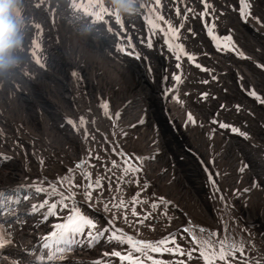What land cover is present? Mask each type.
Wrapping results in <instances>:
<instances>
[{
    "label": "bare ground",
    "instance_id": "6f19581e",
    "mask_svg": "<svg viewBox=\"0 0 264 264\" xmlns=\"http://www.w3.org/2000/svg\"><path fill=\"white\" fill-rule=\"evenodd\" d=\"M14 1H31L29 7H18V5L16 3H13L12 6H11L10 15H11V19L17 25L18 33H21L24 36L29 37V38L34 35L40 41V45L41 46H42L41 38L36 33H34L35 30L37 29V25H38V22H37V11L42 10L43 12H45L47 14L48 13H53L56 10H60V9L65 8L66 6H68V3H69V0H14ZM74 1H93L96 4L97 8H99V6L101 4L104 5L105 8H107V4L109 2L110 3L114 2V0H74ZM140 1L141 0H135V11L133 12V14L138 17L137 18L138 20L144 22L148 26V29L154 28L155 33H156L157 36H160L165 31H167V29L169 28L168 25H171L172 28H177L180 25H185L187 27L190 26V25H193V27L196 28V33L198 34V39H199L200 44L203 47V51L205 53H210L214 48H217L218 46H220L221 43L224 42V40H228V36L224 37V35H225V33L227 31L234 30L237 33L239 41L246 42V43L248 41H250L251 44H253L255 46H258V48L261 51V53H263L262 57L264 56V47L257 45L255 43L256 41L252 40L251 36H250L251 39L249 38V35H248L247 31H248L249 27L251 28V26L247 22H245V20L241 16V11H243V4H244L245 0H208V3H209L210 6L207 9L205 8L204 3H202V0H159V4L158 5H157L156 0H152V1H146V9H147V13L146 14L144 13L143 9H140V13L136 14V12L138 11V5H139ZM250 3H251V13L254 14V11H256V15H261L262 14L261 16H263V18H264V1L263 0H260V1H258V0H250ZM189 9H191V11H189ZM177 10H179V15L177 14ZM202 13H205V14L202 15ZM156 15H157L158 19L160 18V20L163 21V23L167 27V29L159 21H156L154 24H151V20H153ZM250 22L252 24H254L255 26H264L263 23H257L255 20H252V19L250 20ZM40 24H42V23H40ZM44 27L47 30V31L43 32L44 34L49 33L51 36H57L58 35L56 40L55 41L53 40V42H52V48H51L50 53H51V57H52L53 61L59 66L60 70L58 72L51 73L50 75H47V76H41L40 79L38 80V87L37 88H31L29 90H27L26 88L23 89V92L26 93L25 94L26 99H24V102H29V104H25L24 102H22L20 100H11V99H9V103H7V106H8V109H9V116L7 118H8V120L10 122L14 121V120H16L18 118H23L24 121L29 125L28 126L29 132L27 133L28 137H39V136L45 137L46 134H47L48 135V139H49V140H47V142L49 143V145L52 146V148H55L56 150L63 149L64 151L66 150L65 148H67L72 154L74 153L73 155L75 157L80 158L81 157V152H80L79 148L76 146V143H74L72 141V139L70 138L69 134L66 131H62V130H57V132H56L49 126L46 114L44 115L42 113V111H41V106H44V102L42 100V97L48 98L50 100V102L54 106L60 107V109L62 108V110H60V112L62 111V113L63 112L65 113V110H67L68 114H70V112H72V111L74 112L76 110L75 111V113H76V112H78L81 109H88V110L92 111V109L88 108V106L89 107L90 106H94L95 104H103L104 105L105 103H107L108 108L115 109V108L119 107L123 102L128 100L129 98H131V97L135 98L137 95L141 94L140 91H139V88H147L151 99H153L155 101L156 100V97H154L155 96V92H158L159 89H158V86H155V88L154 87L153 88L152 87H147L146 81H145V78H144V74H143V72L141 70H139V69L138 70H133V69L124 68V67L120 68V67L114 65L111 62V60H109L106 57V55L104 53V50L101 47V45L99 43L95 42L94 40H91V39H89L87 37H82L77 32H71V31L68 30L67 27H63L62 28L56 21H54L52 19H48V25L44 24ZM210 29H211V33H212L211 35L209 34ZM253 35L255 36L256 34L254 33ZM152 41H153L152 37L150 36L149 38L146 37V40H144L143 42H144L145 45L153 46V45L156 44V41H157L156 37H155V41L154 42H152ZM260 41L264 42V40H262V39ZM257 42H258V40H257ZM30 45L31 44H29V43L28 44L25 43V45L22 44L23 47H28ZM254 48H257V47H254ZM32 50L33 49L30 47L29 48V52H31ZM42 50L44 52H49L48 50L44 49V47L42 48ZM175 50H177V49H175ZM255 50H254V52H255ZM245 54H247V53H244V55ZM250 54H252V53H250ZM254 55H256V53H254ZM237 56H238V54H237ZM259 56L260 57H258V58L260 59L261 55H259ZM251 57L252 56L250 55V57H248V58H251ZM254 59H256V58H254ZM10 62L15 63V64L19 63L18 61H14L13 59H11ZM232 62H234V61H232ZM244 62H245V60H244ZM252 62H253V60H252ZM255 62H257V61L255 60ZM235 64H236V62H235ZM244 64H246V63H244ZM255 65H256V63H255ZM247 67H248V65H247ZM249 68H246V69L248 70ZM252 68H253V66H252ZM258 68H256V70ZM203 69H206V70H202V68H201V70L204 73L203 77L205 78L206 77L205 76V72L207 71V67H203ZM234 69H237V68L234 67ZM252 70H253V72H248L250 75H253V74L256 73L254 68ZM262 70H264V69H262ZM220 71H222V70H220ZM237 72L240 73L241 75H243L244 70L242 68H240L239 70H237ZM73 73H75V75H73ZM244 73H246V72H244ZM263 73H264V71H263ZM256 74H258V73H256ZM250 75L248 77H250ZM234 78H237V77L230 76V79L229 78L228 79L229 80H234ZM83 81H87L88 82V85L84 88V90H86L87 92H84V91L81 92V90L83 88ZM237 81H238V79H237ZM247 82H249V80ZM258 82H259V79L256 78L255 83L258 84ZM224 83H225V81H224ZM226 83H230V82H226ZM262 83H264V80L260 84H262ZM194 85H196L199 88L200 93H202V94L207 93V96H208V92L206 91V86L203 83H198V84H194ZM250 85H251V83H250ZM241 86H243V85H241ZM255 87L256 86H252L251 85L249 87V89L254 88L256 90ZM261 87H263V86H261ZM241 88H243V87H241ZM258 88H260V86H258ZM227 89H229L230 92H228V93L222 92L223 96L225 98H227V97L230 98V95L236 93L235 88L231 89V88L227 87ZM241 91H242V89H241ZM256 92H257V90H256ZM247 94H248V92H247ZM259 95H261V94H259ZM32 96H35L36 101L35 100L29 101V100L32 99ZM88 96L90 98H92V99L87 98ZM207 96H204V97L206 98ZM240 99H241V97H240ZM238 100L236 98H234L232 100L233 104L237 105ZM251 100H252V98H251ZM257 100L258 99H256V101ZM258 101L260 102V100H258ZM141 103H142L141 97L140 98H135V100L132 102V104L130 106V114L132 116L127 117V120L134 119V118L136 119L137 118V116L139 114V109H140ZM252 104L253 103L251 102L248 107H252ZM259 104H261V102ZM97 106L98 105H96V107ZM46 110L49 113L51 112L50 109H48V108H46ZM244 110H247L246 107H245ZM252 112H254V111H251V114H252ZM260 112H255L257 114V116H258V117H255L257 119L251 118L253 115H255V113H254L251 117H242L241 116V118H239L237 120L239 121L241 119L244 124H248L249 129H247V130H250L251 134L253 135L254 134V129H255L254 126L255 125L253 126L252 124H255V122L259 121L258 120L259 118H261L260 121H259L260 122L259 123L260 126L264 127V115H262ZM263 113H264V111H263ZM193 114H195V113H193ZM251 114L249 113L247 116H249ZM157 115L158 116L160 115L158 111H157ZM234 116H236L235 118H237V116H239V115L235 114ZM198 118H196V119H198ZM85 119H87V118H85ZM96 119L98 121V117H96ZM185 119H187V117ZM198 120L199 121H196V124L184 126L182 132H180V136H181L182 140L187 142L186 144L191 143V145L194 147V149L195 148L196 149H200L201 150L200 152L203 151L204 153H206L205 156L203 155V157H205L206 159L210 160L212 158L211 161H208V160L205 161L206 159L203 160V161L206 162L207 166L210 167V169H211L212 166H215L217 168L219 167L221 172H222V170L225 171L226 169H228V172H229V168H231V167L234 168L233 166L239 165V162L236 160L237 158L236 159H234L235 157L233 158V152L235 150H238V151L241 150L240 144H244L245 136L240 135V137L241 136L242 137L239 138L236 135L237 140L235 139L236 137L234 139L231 137L232 139L229 140L230 146H228V144L225 145L224 144L225 140H223L224 137L222 138L218 134L217 131H215L216 134H213L211 129H209L208 126L204 122L201 121L203 119H201V120L198 119ZM76 121H77V123L80 121L79 115H77ZM176 121H177L178 127H179L180 126V120L178 118H176ZM85 123H87L88 125L90 124V123H88V121L85 122ZM80 125H81V123H80ZM199 125H203V126H205L208 129L206 134H208V136H209V142H210L209 146L213 150V154L207 153L203 147L198 146L196 144V142H193V141H191L189 139V137H190V135H189L190 134V129L192 128V126L195 127L196 133H197ZM12 126H13V129L16 132L23 133V128L20 125L12 124ZM82 126H83V123H82ZM244 126H246V125H244ZM244 126H242L243 128H241V127H239L238 125L235 124L232 128H237V129L240 130V132L247 133V138H248V134H250V132L248 133L244 129ZM90 127H91V124H90ZM144 127L146 128L148 126L145 125ZM261 127L260 128L258 127V129L260 131H262ZM77 130H79V132H76V134L80 133V135H81L82 134V131H81L82 129L78 128ZM142 130H143V128L141 126L138 131H142ZM231 132H233L232 129H231ZM255 132H257V131H255ZM233 133H235V132H233ZM76 134H74V135H76ZM258 134H260V132H258ZM162 135H163V142H164V145H165V148H166L167 152L169 151V145H171V146H179L177 144V142H176V136L173 133L168 132V133H163ZM178 135H179V133H178ZM250 135H249V137H250ZM76 137H77V135H76ZM228 138H230V135H229ZM217 139H220L222 141L221 142L220 141L217 142ZM226 140H227V138H226ZM253 140L255 141V143L256 142L259 143L260 141H264V139H262L261 136H260V138H258L255 135L253 136ZM257 140H259V141H257ZM129 143H130V145H133L134 144V139L131 138ZM258 143H256V144H258ZM263 144H264V142H263ZM247 145H249V144H247ZM180 147L181 148L179 150L173 152V155L183 156L184 160H182V164L176 163V159H171V157H173V156L172 155L169 156L167 154L161 155V156L158 157V159L156 161H153V165H161V166H167V165H169V162L176 163L174 166H170V168L161 175V180L170 177L172 174L175 175V179L173 180V183L171 185L170 190L167 188L165 182L157 181L158 186L160 188H163L165 191L164 190H160V189H154V191L158 195H160V197L168 198V199H171L172 201L178 202V205L181 208L191 207L192 204L197 206L200 209V215H201L200 217H201V219L203 217L205 219V221L211 222L213 220V218H214L213 217L214 216V212L212 211V209L208 205L204 204L202 199L196 194V193H202V191H203L202 188L208 190V185L209 184H207V180H205V176L204 175H203V177H201V176L200 177L199 176L196 177V174L193 173V172H195V170H192L191 164L187 161L188 158H189L187 153L182 151V146H180ZM259 147H261V146H258V148ZM262 151H264V150H262ZM243 152H244V156L248 155L249 159L253 158L251 160V162H253L255 160V165H253V163L252 164L250 163L252 165V168L251 169L249 168L250 170L247 173L244 171L245 174L240 173V175L237 177V179L234 178V177H230V178H226V179H229V180L221 181L222 185H220V186L222 188L225 187V186H227V187L238 186L239 184L240 185L242 184V185L246 186L249 183V181L251 180L250 177H249V176H251V174L253 175V174H256V173L259 174V173H263L264 172V170H263L264 169V160L262 159L263 160L262 161L260 159L259 153H257L254 150L250 149L249 146L245 147ZM249 154H250V156H249ZM236 156H237V154H236ZM240 158H241V160H243L242 157H240ZM68 159H70V158H68ZM66 162H68V161H66ZM73 162H75V161H73ZM248 162H250V161L248 160ZM239 166H238V168H239ZM257 166H261L262 169L258 168ZM242 167H240V168H242ZM235 169H232V170L234 171ZM177 170L184 171L185 175L181 176L182 174L180 175L177 172ZM19 171H20V164L19 163H16V165L7 166V167H5L3 169L0 168V186L10 187V186L14 185L15 183H17L18 180L15 179V178L18 177ZM213 171L214 170H212V172ZM242 171L243 170H241V172ZM43 172H46V171H43ZM216 172L217 171H215L214 174L211 176L214 180L217 177L216 176L217 174L215 175ZM149 173L151 175H155L153 171H150ZM231 173H232V171H231ZM236 173L237 172L235 171V174ZM222 175H224V174L222 173ZM122 178L123 177H121V179ZM209 178H210V176H209ZM261 178H263V177H261ZM252 179L255 180V178H252ZM257 180H259V179L257 178ZM205 181H206V185H205ZM94 182H93V184H94ZM252 182L249 183V184H251V186H253ZM208 183H210V182H208ZM217 183H218V181H217ZM217 183L215 185H217ZM257 184H258V182H257ZM259 184H260V182H259ZM212 185H213V183H212ZM209 187H212V186L210 185ZM227 187H226V189L228 191H226L225 195H226V197H227V199L229 201V205L232 206V207L238 208L240 214L242 216H244V215L248 216L250 221L253 220V221L259 222L260 228L263 231L264 230V184H263V187H261V188H257L256 189V187H254V188L252 187L251 188L252 192H250V193H248V194H246L245 196H242V197H237L236 196V193H237L236 190L235 189H228ZM241 187L242 186H240L239 188H241ZM244 188L245 187H243V189ZM140 190H141V188H140ZM103 191H104L103 187H97V192L102 193ZM169 191L173 195H170L168 193ZM43 193H48V192H46V191L39 192L37 196H35V194H34V197L35 198L39 197V199H37L39 202L43 201L45 198L48 197V194L46 195V194H43ZM153 194H154V192H153ZM219 194H220V192H219ZM261 195H262V200H261L262 202L260 203L258 198H260ZM150 198H151V195L147 199V202H151ZM156 198H158V196H156ZM84 200L88 204H90V201L88 199H84ZM153 204H156V207L158 208V205H159L158 203L152 202V205ZM84 206H85V203H83L82 206H80V205L78 206L77 204L75 205V207L78 210H80V211H82ZM165 207H166V205H165ZM175 207H176V205H175ZM168 210L171 211L170 209H168ZM235 210L238 211L237 209H235ZM230 211H232V210H230ZM174 212L175 211H173V213ZM149 213H148V215H149ZM155 214H156V212H152L151 223H144V221L139 216H136V218L124 219L125 216L123 215V217H121V220H122V223H124V226H122L119 229V230H121L119 232H116V230H112V227L110 225H108V224L100 225L99 222H93V224L95 225V228H90V227L87 226V228L84 231L85 232L84 236H87V234L89 232H91L92 234H96V235H97V233H101L102 232V235H97V236L103 241L107 240V238L109 236L111 242L123 241V240H126L128 238L133 237L136 234L138 236H141V237H144V238L154 237L156 232H158L159 229H160V228H158V225H159L160 221H158L157 222L158 224H155L154 230H149L150 227L153 226L152 222H153V218H154L153 216H155ZM232 215H233V213H232ZM237 215H238V213H237ZM156 216L160 217L159 214H156ZM181 217L182 216H180L179 218L181 219ZM230 217H231V215H230ZM41 218H42V215H40V219ZM235 219H236V217H235ZM140 221H142V223ZM230 222H232V221H230ZM243 224H244V221H243ZM197 225H199V224H197ZM234 225H233V227H234ZM24 226L25 227H29V224L26 223V224H24ZM30 226H31V229L34 232H36V233H39V230H40L39 226L44 227V225L42 223H40L39 226L36 223L35 224L32 223V224H30ZM188 226H190V224ZM191 226H192V224H191ZM195 227H196V229H198L199 226L197 227L195 225ZM247 229L250 230V228H247ZM170 230H173V229H170ZM33 231H29V232H33ZM191 231L196 232V231H194L192 229H191ZM211 231H213V230H211ZM257 231H259V230H257ZM114 232H115V235L117 237H122L123 239H119V238L113 239L112 236H113ZM175 232H176L177 236H180V234H181L180 232H177V231H175ZM218 232H220V231H218ZM196 234L197 233H195V235ZM186 235H188V234H186ZM186 235H184V236H186ZM191 235H193V234H190V236ZM205 235H204V237H205ZM252 235H255L256 237H258L256 242L258 241L259 242L258 244H261L260 247L264 248V234L260 233V232H254ZM66 236H67L66 237L67 240H68L69 236L74 237L73 235H68V234ZM200 237L197 236V238H200ZM227 237H228V235H227ZM241 237H242V235H241ZM180 238H182V236H180ZM186 238H187V236H186ZM186 238H185V240L187 241ZM202 238H203V236H202ZM161 240H165V239L162 238V237H156L154 239H151L149 242H151V244L153 246H157L158 243ZM201 240L202 239H200V241ZM229 240H231V239H229ZM239 240H241V239H239ZM247 241H249V240H247ZM161 246L162 245H159V247H161ZM248 246H249V244H248ZM184 247H186V245H184ZM79 248L80 249H76V250L73 251V256L76 257L78 255H80V256L98 255L99 253L106 251L103 248H94L91 251H86V250H88V247L84 246V245L79 246ZM186 250H188V249H186ZM246 252H248V251H246ZM254 252H255V254L264 255V249L263 250H261V249L255 250ZM119 253H120V257H127L128 256V254L125 253L124 251H121ZM199 254H200V252H199ZM260 257H262V256H260ZM135 258H138V259H135V261L131 262V264H148V261L143 260L140 257H135ZM162 259L165 260L168 263L173 262L175 260L174 257H168V256H164V257H162ZM203 261L205 262V259ZM230 261H231V259H230ZM233 261H235V260H233ZM233 261H232V263H233ZM106 262L107 261H104V264H106ZM263 263H264V259L261 258L260 264H263Z\"/></svg>",
    "mask_w": 264,
    "mask_h": 264
},
{
    "label": "rangeland",
    "instance_id": "374dc122",
    "mask_svg": "<svg viewBox=\"0 0 264 264\" xmlns=\"http://www.w3.org/2000/svg\"><path fill=\"white\" fill-rule=\"evenodd\" d=\"M262 15V14H261ZM261 15H256V13H255V15H254V17H259L260 18V20L261 21H264L263 19V16H261ZM252 16H253V14H252ZM262 18V19H261ZM264 24V23H263ZM189 29H191V31H193V29H195V27H193V25H190L189 26V28H185L184 30H186V31H190ZM252 32V33H251ZM249 31V38H250V36H251V38H252V40L253 41H256L255 43L257 44V45H259V46H263L264 47V42H261L260 40L261 39H264V37L263 36H258V35H262V33L261 32H258L257 30H255L254 32L253 31ZM256 34L255 36L253 35V34ZM164 36V40H166L167 42L168 41H170V39L172 40L173 39V37L172 36H170V35H168V34H166V35H163ZM188 38V37H187ZM186 38V39H187ZM250 38V39H251ZM255 38V39H254ZM257 40H258V42H257ZM261 43H260V42ZM187 42H188V44H186L185 46H183L182 48H183V52H181V54H182V56L183 57H188V55H185V53H187V54H189V55H192L193 57H195V62H194V64H199V65H205V66H211V65H214L217 69H218V71H219V73H220V78H221V82L220 83H222L221 85L222 86H224V89H225V91H226V93H228V92H230V90L229 89H227V87L228 88H235V90H236V93L235 94H232V95H230V98H225L224 96H223V93H222V91L221 92H218L217 91V89H216V87L218 88V84L217 83H215V87L214 86H212V84H208V85H205L206 86V88L209 90V92H210V95L212 96L211 98H202V100L201 101H199V103H198V105H197V108H196V110L195 109H191V110H189V108H187V110H189V111H191V114L193 115V117L195 118V120L196 121H199L198 119H203V120H209L210 118H211V116H212V114L215 112V111H217V113H219V114H221L222 115V122L224 123V124H227V125H229L230 127H227V128H225V129H227V130H231L232 129V127L236 124V125H238L239 127H241V128H243L242 126H244V125H246V126H244V129L249 133L250 132V130H247V129H249V127H248V124H244L243 122H242V120L240 121H238L237 119H239V118H241V116L242 117H251L255 112H260L262 115H264V113H263V111H264V103H262L261 102V104H259L260 102L257 100L256 101V99L254 98V97H252V96H250L249 94H247V91L246 90H248L249 89V87L252 85V86H256L255 88H256V90H257V93L258 94H261L260 95V97H261V100H264L263 98V96H264V83H262V84H260L263 80H264V73H263V71L264 70H262V69H264V67H259L258 65H264V56L262 57V55H263V53H261V51L259 50V48H258V46H255V45H253V44H251L250 43V41H248L247 43L246 42H242V41H237L236 43H237V46H239L238 47V49H239V51L237 52V51H235V53H237L238 54V56H237V54H236V56L235 55H224V54H219V53H217V56H218V58L220 59V60H223L225 63L224 64H220V63H214V60L212 59V58H207V57H205V56H201V55H199V54H202L204 51H203V47H202V45L200 44V42H199V39L197 40V39H195V38H193V37H190L188 40H187ZM250 43V44H249ZM263 43V44H262ZM241 44V45H240ZM243 44V45H242ZM248 44V45H247ZM261 44V45H260ZM252 45V46H251ZM242 46V47H241ZM251 46V47H250ZM254 47H257V48H254ZM164 48V47H163ZM243 48V49H242ZM251 48V49H250ZM253 48V49H252ZM165 49V48H164ZM256 49V50H255ZM160 50H163L162 49V47H160ZM166 50V49H165ZM244 50V51H243ZM247 52H246V51ZM252 50V51H251ZM254 50H255V52H254ZM201 52V53H200ZM256 53V55H254V53ZM239 53H247V54H245V55H240ZM250 53H252V54H250ZM260 53V54H259ZM224 55V56H223ZM250 55L252 56L251 58H248V57H250ZM259 55H261V58L259 59L258 57H260ZM153 55H149V58H151ZM232 57V58H231ZM244 57H247V58H244ZM254 58H256V59H254ZM231 59V60H230ZM263 59V60H262ZM244 60H245V62H244ZM250 60V61H249ZM252 60H253V62H252ZM255 60L257 61V62H255ZM259 60V61H258ZM232 61H234V62H232ZM227 62V63H226ZM231 62V63H230ZM235 62H236V64H235ZM242 62V63H241ZM251 62V63H250ZM263 62V63H262ZM240 63V64H239ZM244 63H246L247 65H248V67H247V65L246 64H244ZM254 63V64H253ZM255 63H256V65H255ZM251 64V65H250ZM227 65V66H226ZM241 67H240V66ZM243 65V66H242ZM255 65V66H254ZM222 66V67H221ZM224 66V67H223ZM235 68H237V69H234V67ZM251 66V67H250ZM252 66H253V68L255 69V72L256 73H258V74H253V75H250L248 72H253V68H252ZM183 67H187V65H186V63L183 61ZM229 67V68H228ZM250 67V68H249ZM259 67V68H258ZM223 68V69H222ZM228 68V69H227ZM231 68V69H230ZM240 68H242L243 70H244V72H246V73H244L243 72V75H241L240 73H238L237 72V70H239ZM246 68H249L248 70L246 69ZM256 68H258L257 70H256ZM160 70H162V69H160ZM220 70H222V71H220ZM232 70V71H231ZM235 70V71H234ZM260 72H259V71ZM59 70H57V71H55V72H58ZM227 71V72H226ZM230 71V72H229ZM157 72V71H156ZM156 72L154 73V75L156 76ZM223 72V73H222ZM235 72V73H234ZM230 75V76H232V77H237V78H234V80H229L230 79V76L228 75V74ZM165 74V73H164ZM226 74V75H225ZM239 74V75H238ZM245 74V75H244ZM260 74V75H259ZM238 75V76H237ZM250 75V77H248ZM262 75V76H261ZM224 77V78H223ZM253 79H252V78ZM229 78V79H228ZM250 78V79H249ZM256 78H258L259 79V82H258V84H256L255 83V80H256ZM225 79V80H224ZM237 79H238V81H237ZM228 80V81H227ZM249 80V82H247ZM146 81V80H145ZM224 81H225V83H224ZM245 81H246V83H245ZM226 82H230V83H226ZM156 83H159V76H158V80L156 81V82H153L152 83V85H155ZM249 83V84H248ZM250 83H251V85H250ZM253 83V84H252ZM230 84V85H229ZM246 84V85H245ZM241 85H243V86H241ZM250 85V86H249ZM247 86V87H246ZM258 86H260V88H258ZM261 86H263V87H261ZM148 87V86H147ZM238 87H243V88H238ZM238 88V89H237ZM245 88V89H244ZM258 88V89H257ZM140 89V88H139ZM142 89H147V88H142ZM241 89H242V91H241ZM260 89V90H259ZM187 90H193V91H196L197 89L195 88V87H187ZM239 90V91H238ZM245 90V91H244ZM82 91H84V92H87L86 90H81V92ZM260 91V92H259ZM246 92V93H245ZM239 93V94H238ZM153 95V94H152ZM263 95V96H262ZM154 97H156L157 99H158V101H159V98H158V93L157 92H155V96ZM240 97H241V99H240ZM87 98H90L89 96L87 97ZM160 98H162L161 96H160ZM234 98H236L237 100H238V103H237V105H234L233 104V102H232V100L234 99ZM251 98H252V100H251ZM90 99H92V98H90ZM42 100H43V102H44V106H41L42 107V109L43 110H46V108H48V109H50V113H45L46 114V117H47V119H48V124L50 125L51 124V121H53V120H57V117L58 116H60L61 115V113H62V111L60 112V110H62V108L60 109V107H56V106H54L50 101H49V99L48 98H46V97H42ZM152 100V99H151ZM247 102H246V101ZM158 101H157V107H159V105H160V101H159V104H158ZM180 101V100H179ZM221 101V102H220ZM244 103H243V102ZM249 101V102H248ZM177 102H178V100H177ZM253 103L252 104V107H248L249 105H250V103ZM257 102V103H256ZM25 104H29L28 102H24ZM179 104H180V102H178ZM246 103V104H245ZM224 104V107L223 108H220V106L219 105H223ZM258 104V105H257ZM98 106L96 107V105H94V106H88V108H90V109H92V111H90V110H88V109H81V110H79L78 112H76L75 113V111L73 112V113H71V114H69L68 116H72L71 117V119L73 120H69V121H67V123H66V126L67 127H69L70 128V130H69V133H70V136H71V139H72V141L74 142V143H76V146L79 148V150H80V152H81V159L79 160L78 159V162L77 163H79L80 164V162L81 161H83L84 163H88L89 161H93V159H92V157H91V154H89L90 152H89V149H91V146L92 145H88L86 142L87 141H85V139L84 138H82L81 137V135H80V133H78V134H76V132H79V130H77L78 128H81L82 130L81 131H85L84 132V135H86L85 133H87L88 132V130L91 132V133H93L94 131H93V129H91L92 127L94 128V124L96 123L97 124V120H96V116L94 117V115L95 114H97L98 116H100V110H99V104H97ZM207 105H209L210 106V108H214L213 109V112H210V113H208V112H205L204 113V111H205V107L207 106ZM241 105V106H240ZM237 106H239V108H237ZM94 107V108H93ZM181 107H182V105H181ZM245 107H246V109L247 110H244L245 109ZM144 108V107H143ZM260 109V110H259ZM95 110V111H94ZM160 111H161V113L163 114V110L162 109H160ZM251 111H254V112H252V114H251ZM65 112H68L67 110H65ZM245 112V113H244ZM64 113V112H63ZM190 113V112H189ZM193 113H195V114H193ZM251 114V115H249V116H247L248 114ZM74 114V115H73ZM82 114V115H81ZM235 114H237V115H239V116H237V118H235L236 116H234ZM244 114V115H243ZM67 115V114H66ZM76 115V116H75ZM77 115H79V117H80V120H81V118H83V121H84V123H83V126H82V123H81V125H80V121L77 123V121H76V118H77ZM101 118H102V120H103V128L102 127H100L99 128V131H98V138H100V139H106V140H109L110 142H114L113 141V136L111 135V130H110V126H111V121H110V118H109V116L108 115H106V114H104L103 112H101ZM200 115V116H199ZM143 116V117H142ZM149 116H150V113H149ZM188 116V115H187ZM186 116V117H187ZM254 116V117H253ZM251 118H255V117H258L257 116V114L255 113V115H253ZM146 117V115H145V112H143V111H140L139 112V114H138V117H137V120L136 121H142L143 122V120H144V118ZM148 117V116H147ZM199 117V118H198ZM201 117V118H200ZM85 118H87V119H85ZM95 118V119H94ZM151 118V117H150ZM155 118V116L154 117H152V119H150V121L152 122V123H155V122H157V125L158 124H160L161 125V123H162V121H161V123H160V121L159 120H157V121H155L156 119H154ZM196 118H198V119H196ZM90 119V120H89ZM154 119V120H153ZM247 119V118H246ZM255 119H257V118H255ZM260 119L261 118H259L258 120L260 121ZM88 121V123H90L91 124V127H90V124L88 125L87 123H85V122H87ZM94 120V121H93ZM96 120V121H95ZM185 120H187V119H185ZM72 121V122H71ZM259 121H257V122H255V124H252L253 126H254V134L252 135L251 134V132H250V134H248V138H244V144H240V148H241V150L243 149H245V147H248L249 146V148L250 149H252V150H254V149H256V148H258V146H261V147H259L258 149H256V150H258V153H259V156H260V159L262 160H264V151H262V150H264L263 148H264V144H263V142L264 141H260L259 143L258 142H256V143H258V144H256L255 143V141L253 140V136L255 135L256 137H258V138H260V136H261V138L262 139H264V127H261L260 126V122ZM75 122V123H74ZM92 122V123H91ZM141 122V123H142ZM164 123H165V125H166V123L168 124V126L169 127H173V128H175L174 127V125L173 124H171V123H168L167 121H163ZM187 122H188V120H187ZM237 122V123H236ZM245 122V121H244ZM69 123V124H68ZM71 123V124H70ZM73 123V124H72ZM239 123V124H238ZM75 124V125H74ZM78 124V125H77ZM170 124V125H169ZM241 124V125H240ZM72 125V126H71ZM88 125V126H87ZM258 125V126H257ZM99 126V125H98ZM124 126V125H123ZM201 126V127H200ZM55 127V130L58 128L57 126H54ZM73 127V128H72ZM75 127V128H74ZM78 127V128H77ZM124 127H126V126H124ZM171 127V128H172ZM258 127L260 128L261 127V130L262 131H260L259 129H258ZM77 128V129H76ZM129 128V127H128ZM75 132H74V131ZM8 131H12V129L8 126ZM87 131V132H86ZM93 131V132H92ZM207 131H208V129L205 127V126H203V125H199V127H198V131H197V133H196V129H195V127H193L192 126V128L190 129V137H189V139L191 140V141H193V142H196V144L198 145V146H200V147H203L204 149H205V151L207 152V153H211V154H213V150L211 149V147L209 146V144H210V142H209V136H208V134H206L207 133ZM255 131H257V132H255ZM214 134H216L215 133V131H212ZM258 132H260V134H258ZM187 133V132H186ZM256 133V134H255ZM74 134H76L77 135V137H76V135H74ZM80 135V136H79ZM109 135V136H108ZM236 135H237V137H239V138H241L240 137V135L239 134H235V133H233V132H231L230 133V138H227V140H226V138H223L224 140H225V145L226 144H228V146H230V142H229V140H231L232 138L234 139L235 137H236ZM249 135H250V137H249ZM260 135V136H259ZM22 136H24V135H22ZM25 137V136H24ZM75 139H74V138ZM232 137V138H231ZM237 137L235 138L236 140H237ZM26 138V137H25ZM129 138H131V137H128L127 138V140H129ZM28 139V138H27ZM77 139V140H76ZM250 139V140H249ZM29 140V139H28ZM33 140V142H31V143H33L35 146H36V149H37V151L35 152V153H33V152H28V153H26V154H28L30 157H37V159H38V157H41V155L43 154V153H45L46 154V156L45 157H43L44 159H46V160H48V161H46L48 164H50L51 162H54V163H60V162H62V161H68L67 163L69 164V162L71 163V161H72V163H76V161L75 162H73V160H70L71 159V157L72 158H74L75 156L67 149V148H65L66 150L64 151L63 149H59V150H56V149H49V148H47L46 146H45V141H43L42 139H40V138H33L32 139ZM247 140V141H246ZM2 141L3 142H5V140L2 138ZM221 142L222 140H220V139H217V142ZM249 141V142H248ZM257 141H259V140H257ZM20 142H22V141H20ZM224 142V141H223ZM229 142V143H228ZM252 142V143H251ZM30 143V144H31ZM249 144V145H247V144ZM261 144V145H260ZM244 145V146H243ZM23 146H27V142H22V143H20L19 144V146H18V151L20 152L21 151V149L20 148H22ZM87 146V147H86ZM126 147V143H123V148H124V150L125 151H129V148H125ZM253 147V148H252ZM0 149L2 150V151H4V146H0ZM8 149V148H7ZM195 150L196 151H198V152H200L201 150L200 149H196L195 148ZM241 150H235L234 152H233V158L234 159H236L238 162H239V165H237V166H233L234 168H229V172H228V169H226L225 171H223L222 170V172H221V170L219 169V167L217 168V167H215V166H212L211 167V169H209V172H207L206 173V175L208 176H206L207 178H209V173L211 174V176L213 175V173H212V170H215V171H217L216 173H215V175L220 179H218L217 177L215 178V181H216V183H217V181H218V183H217V185L219 186H217V185H212V182L211 183H208V180H207V184H209L208 185V190L207 189H204V188H202V193H196L201 199H202V201L204 202V204H206V205H208L211 209H212V211L214 212V219L211 221V222H208V221H205V219L202 217V219H201V215H200V209L197 207V206H195V205H191V207H187V208H181L180 209V207H179V205H178V202H176V201H173L172 202V200L171 199H168V198H165V201H168V202H171V203H165V205H166V207H165V214H163L164 215V217L165 216H176L177 214H179V216L181 215V216H183V215H185L186 216V218H187V221H186V227L185 228H187L188 229V233L187 232H183L182 234H181V236H182V238H180V239H177L176 240V244L177 245H180L181 246V248L184 250H186V249H193V248H195L196 247V245H195V243H193L192 241H190L189 239H190V237L192 236H190V234H193V235H195V233H197L195 236L197 237H200V238H197L198 240H200V239H202L201 240V242H202V244L206 241V239H208L209 238V236L212 234V233H215V232H218V231H220V232H223V230L224 229H227V235H228V239H232V237H235V238H238V240L239 239H241L240 241H242V242H244L245 243V251H248V253H249V258H251V257H259V258H263L264 259V255H261V254H255V250L257 249V250H259V249H261V244H258L259 242L257 241L256 242V240H257V238L258 237H256L255 235H252L254 232H260V233H262L261 231V228L260 227H258V230L259 231H257L256 230V228L254 227V224L256 223L258 226H260V224H259V222H256V221H253V220H249V218H248V216H245L244 215V217L243 218H245V221H244V219L243 218H241L240 216H239V213L235 210V209H237L238 210V208H235V207H232V206H230L229 205V201H228V199H227V197H226V195H225V193H226V191H228L227 189H226V187L227 186H225V187H221L220 185H222L221 183V181H223V180H229V179H226V178H230V177H234V178H236L237 179V177L240 175V173H242V174H245V172H246V170H250L251 169V164H250V162H248V160H249V157L247 158V156L245 155L244 156V152H243V150L241 151ZM13 152H14V149L12 150ZM12 151H10V152H12ZM109 151V150H108ZM241 151V152H240ZM89 152V153H88ZM239 152V153H238ZM85 153V154H84ZM105 153H106V151H105ZM146 153H147V151H146ZM202 153V155H206V153H204L203 151L201 152ZM242 153V154H241ZM18 154V153H17ZM26 154H25V156H26ZM164 154H165V152H164ZM163 154V155H164ZM167 154V153H166ZM171 154H172V151H171ZM236 154H237V156H236ZM261 154V155H260ZM7 155V154H6ZM167 155H169V152H168V154ZM235 155V156H234ZM250 155V154H249ZM69 156V157H68ZM89 156V157H88ZM170 156V155H169ZM262 156V157H261ZM134 157V156H133ZM195 157L198 159V156H196L195 155ZM240 157H242V159L243 160H241V158ZM245 159H244V158ZM68 158H70V159H68ZM135 158V157H134ZM142 158H144V156H142ZM75 159V158H74ZM77 159V158H76ZM171 159H173L172 157H171ZM204 160L206 159L205 157L203 158ZM39 160V159H38ZM70 160V161H69ZM132 160H134V159H132ZM208 159H206L205 161H207ZM212 160V158L210 159V160H208V161H211ZM214 160V159H213ZM247 160V161H246ZM262 160V161H263ZM131 160H129L128 162H130ZM202 161V160H201ZM205 161H202V162H200V165H202V166H205V164H206V162ZM214 162V161H213ZM229 162V161H228ZM34 162H31L29 165L30 166H32V164H33ZM170 163V162H169ZM245 165H243V164ZM207 165V164H206ZM247 165V166H246ZM238 166H239V168H238ZM243 166V167H242ZM250 166V167H249ZM32 167H34V166H32ZM116 167H118L117 165H116ZM240 167H242V168H240ZM258 168H261V166H257ZM236 168V169H235ZM250 168V169H249ZM232 169H235L234 171L232 170ZM262 169V168H261ZM59 170V168H51V167H49L48 168V171H50L51 173V175H56V171H58ZM192 170H194V169H192ZM241 170H243L242 172H241ZM264 170V169H263ZM211 171V172H210ZM231 171H232V173H231ZM235 171L237 172L236 174H235ZM245 171V172H244ZM177 172L181 175V176H183V175H185V172L184 171H181L180 172V170H177ZM197 172V173H196ZM244 172V173H243ZM194 174H196V177H203V175H204V173L202 174V172H200V171H195V172H193ZM222 173L224 174V175H222ZM228 174V175H227ZM257 175H259V177L261 178V177H263V175H261V174H258L257 173ZM222 176V177H221ZM253 176V177H252ZM121 177H123L122 179L124 180V179H127L128 178V176L127 175H125L124 173H122V175H121ZM121 177L119 178L120 179V182H122L123 180L121 179ZM250 177V181H249V183H251L252 181H256V182H258V184H257V186H256V189L257 188H261V183L259 184V182H260V179L258 178V177H256V175H252L251 174V176H249ZM255 178V180L254 179H252V178ZM257 178L259 179V180H257ZM142 179L144 180V181H146L148 184H146V185H144L143 184V186L142 187H140V185L138 186H135L134 187V191H135V193L137 192V188H141V190L139 189V193H142V195L143 196H145V193H149L150 191L152 192H150L149 193V196L151 195V197H155L156 198V196H158V198H160V195H158V194H156L155 195V191L153 190V189H151V181H149L147 178H146V176L144 175L143 177H142ZM218 179V180H217ZM222 179V180H221ZM263 179V178H262ZM122 180V181H121ZM137 181L136 183H139V184H141V182H140V178H137V179H132V180H130V181ZM206 180V179H205ZM215 183V184H216ZM249 183L245 186V185H238V186H232V187H227L228 189H235L236 190V192H240L241 190H242V188L243 187H245L246 189H250L249 191H244L245 190V188L239 193V194H243V192L245 193H250V192H252V187L249 185ZM149 185V186H148ZM205 185H206V181H205ZM212 186V187H209V186ZM144 186H146V187H144ZM224 186V185H223ZM240 186H242L241 188H239ZM250 186V187H249ZM143 188V189H142ZM217 188L219 189V192H220V194H219V192H217L216 190H217ZM254 188V187H253ZM146 190V191H145ZM199 190V189H198ZM210 190V191H209ZM153 192H154V194H153ZM209 192V193H208ZM125 193H126V191H125ZM138 193V194H139ZM133 195V194H132ZM170 195H173V194H171L170 193ZM135 196V195H134ZM134 196H133V199H132V203L129 205L128 203L127 204H124V206L123 207H119V208H117L116 207V204L117 203H114V206H112V204H113V202H111L110 201V199H109V197H108V199L106 198V196L104 195L102 198H101V200H103V202H104V205H106V207H107V211H106V214H107V216L109 217V218H111V219H114L116 216H119L120 217V215H124L125 217H127V218H136V215H133V210L136 212V213H138L139 215V217L144 221V223H151V215H152V212H156L157 211V207H153L152 206V203L151 202H145V201H140L139 199H137L136 200V203L135 204H133V200H134ZM219 196V197H218ZM221 196H223V199H221L220 197ZM224 197H226L225 199H226V201H225V199H224ZM136 198V197H135ZM164 198V197H163ZM217 201H216V200ZM258 200L260 201V203L262 202L261 200H262V195L260 196V198H258ZM217 203H216V202ZM228 205H227V204ZM120 204V203H119ZM174 204V205H173ZM175 205H176V207H175ZM174 206V207H173ZM179 208V209H178ZM168 209H170L171 211L173 210V211H175L174 213H173V211L171 212V211H169ZM232 210V211H230V210ZM169 212H168V211ZM181 210V211H180ZM239 211V210H238ZM83 214H84V216H85V218H87V219H93V217H91L89 214H86V212H85V210H83L82 209V211H81ZM151 213L150 215H148V213ZM185 212V213H184ZM190 212V213H189ZM199 212V213H198ZM167 213V214H166ZM173 213V214H172ZM202 213V212H201ZM232 213H233V215H232ZM237 213H238V215H237ZM194 214V215H193ZM235 214V215H234ZM149 216V218L147 219V220H145L144 219V217L145 216ZM230 215H231V217H230ZM234 217V218H233ZM235 217H236V219H235ZM196 219V220H195ZM198 219V220H197ZM160 220H163L162 219V217H161V219ZM185 220V219H184ZM241 220V221H240ZM244 221V224H243V221ZM247 220V221H246ZM227 221V224H226V227L224 226V222H226ZM230 221H232V222H230ZM253 221V222H252ZM235 222V223H234ZM247 222H250V223H247ZM211 223V224H210ZM213 223V224H212ZM215 223V224H214ZM217 223V224H216ZM222 223V224H221ZM156 224H158V223H156ZM190 224V226H188V225ZM191 224H192V226H191ZM198 227V229H196V227H195V225ZM197 224H199V225H197ZM235 224V225H234ZM211 225V226H210ZM216 225V226H215ZM233 225H234V227H233ZM243 225V226H242ZM239 226V227H238ZM202 227V228H201ZM204 227V228H203ZM213 229H212V228ZM217 229H215V228ZM200 228L201 229H204V231L201 233V231H200ZM247 228H250V230H248ZM191 229L192 230H194V231H196V232H193V231H191ZM196 229V230H195ZM208 231H207V230ZM252 229V230H251ZM254 229V230H253ZM211 230H213V231H211ZM210 231V232H209ZM215 231V232H214ZM237 231V232H236ZM193 232V233H192ZM200 232V233H199ZM212 232V233H211ZM239 232V233H238ZM185 233V234H184ZM207 233V234H206ZM186 234H188V235H186ZM203 234V235H202ZM206 234V235H205ZM263 234H264V230H263ZM184 235H186L187 236V238H186V236H184ZM204 235H205V237H204ZM209 235V236H208ZM241 235H242V237H241ZM202 236H203V238H202ZM187 239V241L185 240V238ZM208 237V238H207ZM247 237V238H246ZM251 237V238H250ZM256 237V238H255ZM189 238V239H188ZM204 239V240H203ZM244 241H243V240ZM249 240V241H247V240ZM254 239V240H253ZM182 240V241H181ZM253 240V241H252ZM181 241V242H180ZM185 241V242H184ZM247 241V242H246ZM190 244H189V243ZM192 242V243H191ZM249 242V243H248ZM251 243V244H250ZM253 243V244H252ZM248 244H249V246H248ZM184 245H186V247H184ZM190 245V246H189ZM247 245V246H246ZM252 245H254V247H252L251 248V246ZM168 246V247H167ZM257 248H256V247ZM163 247V248H162ZM161 247V249H164V250H162V251H166V252H168L167 251V248L168 249H170V248H172L173 247V245L170 243V244H168V245H164V246H162ZM170 247V248H169ZM166 248V249H165ZM248 249H250V250H248ZM204 249L201 247V249L199 250V251H193L192 252V254H191V258H188L187 256H179V255H171V254H168V255H171V256H175L176 258H175V260L173 261V262H171V263H168V262H166L165 260H163V259H161V258H159V259H157V258H155L154 260H152V259H150L149 257H146L144 260H146V261H148V264H180V261H185V264H205V262L203 261L204 259H203V257L201 258V256H200V254H199V252L200 251H203ZM252 251V252H251ZM165 252V253H166ZM164 255V254H163ZM260 256H262V257H260ZM212 256L209 254V259H213V257L211 258ZM230 259H231V257L229 258V264H231L232 263V259H231V261H230ZM150 260V261H149ZM241 261V262H240ZM243 261V262H242ZM221 263L220 264H225V262L224 261H220ZM223 262V263H222ZM231 262V263H230ZM238 262V263H237ZM245 262V259L244 258H240V259H238V260H235V261H233V263L232 264H245L244 263ZM264 264V263H263Z\"/></svg>",
    "mask_w": 264,
    "mask_h": 264
},
{
    "label": "snow or ice",
    "instance_id": "6c2138e0",
    "mask_svg": "<svg viewBox=\"0 0 264 264\" xmlns=\"http://www.w3.org/2000/svg\"><path fill=\"white\" fill-rule=\"evenodd\" d=\"M157 2V5L159 4V0H156ZM202 3H204L205 5V8L207 9L210 5L208 3V0H202ZM68 6L69 7H73V8H86V7H95L94 5H89V6H85V5H81V4H77L74 2V0H69V3H68ZM146 5H144L142 2L139 3L138 5V11L136 12V14H139L140 13V9H143L145 8ZM189 11H191V9H189ZM92 15H95L97 18H102V14H108V15H115V18L117 20V22L121 23V27H123V22H122V19L121 17L112 12L111 10H109L108 8H105L104 5H100L99 6V9L98 11L96 12H93L91 13ZM177 14L179 15V10H177ZM205 14V13H202V15ZM241 16L242 18L245 20V22H247L249 19H253L255 20L257 23H264V21H261L259 17H253L252 16V13H251V3H250V0H245L244 4H243V11H241ZM39 27V26H37ZM169 29L171 31H173L176 36L175 38L178 39L179 38V28L182 27V25L178 26L177 28H172L171 25H168ZM209 34L211 35V29L209 31ZM215 38V37H214ZM229 40H231V36L229 35L228 37ZM151 46V45H149ZM122 51L125 50V49H121ZM230 50H233V51H238L237 49H235V47H233L232 49ZM180 51L183 52V48L181 47L180 48ZM240 55H244L243 53H239ZM185 55H188V59L190 61H192L193 63L195 62V57H193L192 55H189L187 53H185ZM177 60L180 59L179 56L176 57ZM247 58V57H245ZM38 64L40 63V60L39 58H37V61H36ZM43 66V65H41ZM197 67H201L199 64L196 65ZM260 67H264V65H258ZM180 65L179 63L177 64V68H179ZM202 70H206V69H203ZM73 75H75V73H73ZM177 81L180 80V76L179 74L175 75L174 77ZM205 83H207V81H205ZM248 92L249 95L253 96L254 98L260 100V102L264 103V100H261V97L260 95L256 92V90L254 88H251V89H248L246 90ZM204 96H207V93H204L203 94ZM178 100V98H177ZM179 102V100H178ZM103 109L105 111L108 110V105L107 103H105L103 106ZM237 108H239V106H237ZM111 118V116L109 117ZM187 120L188 122L192 123V124H196V120L195 118L193 117V115L191 113H188V116H187ZM80 123H84L83 121V118H81L80 120ZM213 123H217V121H213ZM219 127L221 128H227V127H230L229 125L227 124H224V123H220L219 124ZM232 131L239 134V135H243L247 138V133H242L240 132L239 129L237 128H232ZM87 135V133H85ZM120 155H123L125 156V162L127 163L129 160H132V159H135L136 162L139 164V163H142V160L141 158L139 157H133L129 154H124V153H120ZM79 167V165H78ZM113 167H116V162L114 161L113 162ZM142 169L140 167H136V168H133L131 164H129L128 168L125 169V172H139L141 171ZM88 179H90V175L88 177ZM210 180L211 182L213 183V185H215V180H213L211 178V174H210ZM134 183H136L137 181H133ZM76 185L75 184H70L69 185V189H72V188H75ZM97 187H102L101 183H100V180L97 179L95 180L94 184L93 183H89L88 184V191L85 192V196L87 197V199L89 201H92L93 200V197H92V191H94ZM146 187V186H144ZM49 188L51 189V192L54 193L56 196H58V200H53L50 204L48 203V201H44L41 203V205L39 207L43 208L47 205L48 207V214L49 215H52L55 213V210L57 209L58 207V204L62 207V208H67L68 209V222H71L72 218L75 216V217H78L79 218V221L82 225H85V226H88L90 228H95V225L93 224V222L90 220V219H86L82 213L79 212V210L76 208V207H73V206H70L67 204V201H70L72 200L73 198V192L71 190H63V186L62 184L59 186V187H53V186H49ZM42 191L44 189H41ZM250 189H245L244 191H249ZM217 192H219V189L217 188ZM6 195L4 192H0V200L2 199H6ZM221 199H223V196L220 197ZM160 201L161 202H166V203H171V202H168V201H165V198L163 197H160ZM136 203V200L134 199L133 200V204ZM120 207H123L124 206V202L123 201H120V204H119ZM153 207H156V204H153L152 205ZM133 215H136L138 216L139 214L136 213L134 210H133ZM150 215V213H149ZM149 218V216H145L144 219L147 220ZM124 219H127V217H124ZM142 223V221H140ZM83 229L80 228V227H77V228H74L73 231H76V232H80L82 231ZM121 230L117 229L116 232H119ZM185 232L188 231L187 228L184 229ZM201 232L204 231V229H200ZM51 235H56L55 232H53ZM89 236L92 235L91 232L88 233ZM97 235H102V232L101 233H97ZM113 239H123L122 237H117L115 235V232L113 233V236H112ZM74 240V237L72 236H69L68 237V240L67 242H64L60 245H57L55 242H49L48 240H45V243H44V247H48V248H51L52 250V256L54 258H58L61 254H63L64 252H67V251H71L72 250V241ZM190 241L194 242L196 247L193 248V249H188V250H183L180 245H177L176 244V239H175V236L173 235L172 238L170 240H161L157 246H153L151 244V242H144V247L147 248V249H150L151 251H154V252H161L163 249H161V247H159V245H166L168 243H171L173 245L172 248L170 249H167L168 252H170L171 254L173 255H179V256H187L188 258H191V254L193 251H199L200 248L202 247L204 250L203 251H200V256L203 257L205 259V264H215V261L216 260H220V261H224L225 264H229V257H231L232 260H238L240 258H244L245 259V264H260V260L261 258L259 257H251L249 258V253L245 251V243L238 240L237 238L233 237L231 240L228 239L227 237V229H224L223 232H215V233H212L211 236L206 239V241L202 244V242L200 240L197 239V237L195 235H192L190 237ZM7 241L6 237L0 233V247H2ZM128 242L131 243V238H128ZM132 247L136 250V251H140L141 249L139 247H137L136 244H132ZM251 247H254V245H252ZM250 250V249H249ZM209 254L213 257V259H209ZM105 255H115V256H118L120 257V253L119 252H113L111 254H108V253H105ZM121 259H127L130 261V264L131 262H134L135 259H138V258H135L133 257L132 255H129L127 257H120ZM180 264H185V261H180Z\"/></svg>",
    "mask_w": 264,
    "mask_h": 264
},
{
    "label": "clouds",
    "instance_id": "9594fccd",
    "mask_svg": "<svg viewBox=\"0 0 264 264\" xmlns=\"http://www.w3.org/2000/svg\"><path fill=\"white\" fill-rule=\"evenodd\" d=\"M14 0H0V68L5 67V58L11 60L12 51L21 43L18 28L11 19L10 10ZM123 14L135 11V0H114Z\"/></svg>",
    "mask_w": 264,
    "mask_h": 264
}]
</instances>
